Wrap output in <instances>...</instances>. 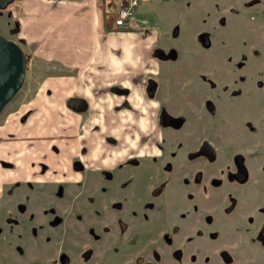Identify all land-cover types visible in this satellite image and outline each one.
Segmentation results:
<instances>
[{
	"label": "rangeland",
	"instance_id": "rangeland-1",
	"mask_svg": "<svg viewBox=\"0 0 264 264\" xmlns=\"http://www.w3.org/2000/svg\"><path fill=\"white\" fill-rule=\"evenodd\" d=\"M21 1L0 9L28 62L0 122L56 66L19 36ZM133 6L153 62L89 164L0 156V264H264V0Z\"/></svg>",
	"mask_w": 264,
	"mask_h": 264
},
{
	"label": "crops",
	"instance_id": "crops-1",
	"mask_svg": "<svg viewBox=\"0 0 264 264\" xmlns=\"http://www.w3.org/2000/svg\"><path fill=\"white\" fill-rule=\"evenodd\" d=\"M119 2L21 1L16 9L19 36L34 58L56 66L0 122L1 158L19 165L28 160L59 165L64 160L73 166L79 159L89 164L93 133L103 136L106 131L100 127L107 126L104 118L115 112V105L120 111L123 102L132 104L130 92L153 62L152 34L134 29L137 20L147 19L133 13L129 26L116 25ZM76 95L86 99L85 109L70 107L69 98Z\"/></svg>",
	"mask_w": 264,
	"mask_h": 264
},
{
	"label": "water",
	"instance_id": "water-1",
	"mask_svg": "<svg viewBox=\"0 0 264 264\" xmlns=\"http://www.w3.org/2000/svg\"><path fill=\"white\" fill-rule=\"evenodd\" d=\"M14 1L0 0V9L6 8ZM26 56V51L16 40L0 34V111L12 96L18 93L24 82L28 65ZM68 103L75 110H83L87 106L86 99L78 95L70 97Z\"/></svg>",
	"mask_w": 264,
	"mask_h": 264
},
{
	"label": "built area",
	"instance_id": "built-area-1",
	"mask_svg": "<svg viewBox=\"0 0 264 264\" xmlns=\"http://www.w3.org/2000/svg\"><path fill=\"white\" fill-rule=\"evenodd\" d=\"M137 0H120L119 9L113 15V20L116 25L119 26H129V21L131 19V14H133V5L136 4Z\"/></svg>",
	"mask_w": 264,
	"mask_h": 264
},
{
	"label": "flooded vegetation",
	"instance_id": "flooded-vegetation-1",
	"mask_svg": "<svg viewBox=\"0 0 264 264\" xmlns=\"http://www.w3.org/2000/svg\"><path fill=\"white\" fill-rule=\"evenodd\" d=\"M196 154H202V155H208V158H213L214 156V148L212 145H210V143L208 142V140L202 142L200 144V147L198 148ZM236 166L237 169L239 170V177L238 178H242L244 177L245 173H246V169L244 166V161L242 156L237 155L236 156ZM218 178H213L212 182H217Z\"/></svg>",
	"mask_w": 264,
	"mask_h": 264
}]
</instances>
